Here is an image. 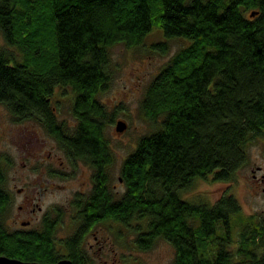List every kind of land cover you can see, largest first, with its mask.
Wrapping results in <instances>:
<instances>
[{
    "label": "trees",
    "instance_id": "1",
    "mask_svg": "<svg viewBox=\"0 0 264 264\" xmlns=\"http://www.w3.org/2000/svg\"><path fill=\"white\" fill-rule=\"evenodd\" d=\"M155 28L166 41L152 48L162 54L174 39L190 45L145 92L141 112L153 130L124 160L119 194L107 130L120 108L101 96L113 82L112 49L140 47ZM57 89L74 94L73 123L59 118ZM0 105L15 124L41 125L93 181L72 201L69 238L58 241L51 219L42 230L14 232L4 220L13 199L0 153V257L91 264L84 239L113 221L133 228L141 251L168 242L170 264H264V221L244 217L234 196L213 205L183 198L197 179L232 181L264 134V0H0Z\"/></svg>",
    "mask_w": 264,
    "mask_h": 264
},
{
    "label": "rangeland",
    "instance_id": "2",
    "mask_svg": "<svg viewBox=\"0 0 264 264\" xmlns=\"http://www.w3.org/2000/svg\"><path fill=\"white\" fill-rule=\"evenodd\" d=\"M166 41L160 30L155 28L144 44L137 48L117 45L112 51L113 82L110 90L101 96V100L110 109L120 108L114 125L107 130L115 162L110 169L111 189L122 194L125 191L120 181V171L126 157L136 148L138 140L152 132L153 127L141 112V103L145 92L154 78L167 66L171 58L181 49L190 45L185 39L168 41V53L162 54L152 48L153 44ZM74 94L70 89H57L53 98L60 120L73 123L72 103ZM119 121L127 124L124 133L116 131ZM0 153L7 157V189L12 195V206L4 215L9 230L18 229L16 221L25 220L26 214H20L18 207L24 205L25 190L27 195L35 196L38 220L46 212L55 210L65 215V222L58 237L69 238L74 234L72 223V199L78 192L90 189L91 171L82 163L71 170L73 179L61 180L54 176V171L67 167V160L56 142L44 128L36 122L15 124L5 107L0 105ZM248 162L230 182H216L197 179L192 187L183 193V198L195 202L215 204L222 196H234L242 206L244 217L255 216L264 221V134L247 148ZM256 177V178H255ZM41 208V211H39ZM20 214V215H19ZM20 218V220H18ZM133 226H137L133 223ZM95 231V230H94ZM93 231V232H94ZM90 234L89 242L94 246L88 257L91 264H170L174 259V249L166 241L160 240L150 251H141L135 245L136 235L133 228L117 222L108 221ZM94 235L98 237L95 241ZM234 242H238L237 230ZM230 249L234 251L236 246ZM100 247H103L100 250ZM89 249V246H87Z\"/></svg>",
    "mask_w": 264,
    "mask_h": 264
},
{
    "label": "flooded vegetation",
    "instance_id": "3",
    "mask_svg": "<svg viewBox=\"0 0 264 264\" xmlns=\"http://www.w3.org/2000/svg\"><path fill=\"white\" fill-rule=\"evenodd\" d=\"M50 136V135H49ZM51 137V136H50ZM52 138V137H51ZM53 139V138H52ZM54 140V139H53ZM55 141V140H54ZM56 142V141H55ZM57 144V142H56ZM58 145V144H57ZM59 147V146H58ZM60 149V148H59ZM61 150V149H60ZM62 151V150H61ZM63 155H64V158L67 160L68 164H67V167H65L64 163H62V167H58L57 170H53L54 171V176L55 177H58L60 178L61 180H64L65 182L66 181H70L71 179L74 178V176L72 175L71 173V170L74 169L75 171V168L74 166L69 162L68 158L66 157V155L64 154V152L62 151ZM81 164V163H80ZM78 164V165H80ZM87 167V166H86ZM88 168V167H87ZM90 171H91V180H90V189L87 191V192H78L74 195L73 199H75V197L77 195H88L91 190L93 189V181H92V170L90 168H88ZM256 178V177H255ZM261 182L264 183V176L262 177L261 179ZM21 194L25 195L24 197V205H20L18 207V211L20 214L22 213H25L26 214V218L25 220H20V218L18 220L20 221H16V224L19 225L18 229L14 230V232H34V231H39V230H42L44 227H45V224L46 222H49L50 219L53 220V224L55 226V229L57 230V238H58V241L61 240V239H65V238H59L58 237V232L60 231V229L62 228V226L64 225V222H65V215H67L66 213L63 214V218L61 220V217H57L55 211L53 213H50V212H45L43 214V216L38 220V222L34 221V216L36 215V202H35V196H31V195H27L26 191L25 190H20L19 191ZM13 204V201L11 202V204L9 205V207L7 208L6 212L8 211V209L12 206ZM39 211H41V208H39ZM5 212V213H6ZM4 213V215H5ZM19 214V215H20ZM72 214L74 216V212L72 211ZM6 225V224H5ZM104 224H100L99 226H97L96 228L98 227H101L103 226ZM7 226V225H6ZM7 228L9 229V227L7 226ZM96 228H95V231H90L89 235L90 234H95L97 231H96ZM89 235L87 236L86 239H84L83 241V244H82V247L86 250V255L88 256L91 251L94 250V246L89 242ZM94 238H95V241L97 243L98 242V237L96 235H94ZM58 245V243H57ZM87 246H89V249L87 248ZM103 247H100V250H102ZM90 251V252H89ZM62 260V259H61Z\"/></svg>",
    "mask_w": 264,
    "mask_h": 264
},
{
    "label": "water",
    "instance_id": "4",
    "mask_svg": "<svg viewBox=\"0 0 264 264\" xmlns=\"http://www.w3.org/2000/svg\"><path fill=\"white\" fill-rule=\"evenodd\" d=\"M257 13H253L252 17L256 16ZM127 129V124L125 122L119 121L116 125V131L118 133H124ZM264 192V190H263ZM0 264H40L36 262H23L17 259H11L5 256L0 257ZM56 264H73V262L69 259H62Z\"/></svg>",
    "mask_w": 264,
    "mask_h": 264
}]
</instances>
